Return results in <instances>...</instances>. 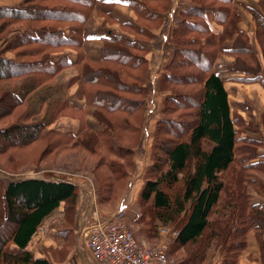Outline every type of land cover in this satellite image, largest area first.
<instances>
[{"label":"trees","instance_id":"16d2710c","mask_svg":"<svg viewBox=\"0 0 264 264\" xmlns=\"http://www.w3.org/2000/svg\"><path fill=\"white\" fill-rule=\"evenodd\" d=\"M189 1L192 5L173 25L174 54L160 79V89L170 95L164 99V117L156 122L153 163L147 167L139 194V206L146 214L135 224L143 221L146 225L149 213L146 228L153 237H158L160 226H175L178 236L167 248L175 264H208L214 249L223 255L222 264H238L248 248V233L254 230L264 264V206L251 201L252 191L264 196V183L251 177L257 174L264 180V154L259 152L263 143L242 135L245 123L232 117L226 80L214 70L217 59L230 54L235 57L230 69L245 73L249 77L245 81L264 88L263 65L250 36L239 29L241 15L234 0ZM98 2L24 0L23 7H0V82L34 76L29 89L33 91L52 81L70 66L66 56H58L60 51L83 45L84 26ZM169 4L170 0L132 3L138 22L123 23L126 34L110 32L103 37L101 61H91L79 50L77 80L83 83L86 103L77 114L81 125L76 133L49 129L59 117L72 114L68 101L67 108L63 104L52 119L32 120L35 113L26 95L0 90V159L15 161L22 150L42 144L37 170L47 156L62 152L94 155L111 175V180L101 183L100 191L101 202H109L115 181L128 177V169L135 168L148 106V43L151 30L162 24ZM100 12L114 20L110 6L103 5ZM253 14L264 57V15ZM211 18L222 30H215ZM69 25L75 26L67 35L64 27ZM230 39L234 45L227 50L224 44ZM7 52L14 53L16 59L6 58ZM91 106L104 125L98 134L86 123ZM205 141L212 144L208 151L203 147ZM78 196V185L66 180L21 177L4 185L0 178V264H51L36 258L28 247L62 203L66 224L60 235L75 227ZM175 254L181 255L174 260Z\"/></svg>","mask_w":264,"mask_h":264},{"label":"crops","instance_id":"0c3cea01","mask_svg":"<svg viewBox=\"0 0 264 264\" xmlns=\"http://www.w3.org/2000/svg\"><path fill=\"white\" fill-rule=\"evenodd\" d=\"M98 1L99 2L96 10L92 13L90 19L86 22L84 26V41L83 45L80 48L86 53L87 57L90 58L91 61H101L104 36H108L110 32L126 34L123 30L122 24L126 22H138V15L136 14L135 10L132 8L131 5L135 1L142 2L143 0ZM263 4L264 0H234V5L235 7H237L241 15L238 25L239 29L250 36L252 48L263 65L262 74H264V57L262 54L260 43L257 38L258 27L253 13L258 12L264 15ZM23 5L24 0H0V7L19 8L23 7ZM103 5L111 7L114 20H109L106 15L100 12V8ZM191 5L192 2L189 0H170L168 9L163 13V22H161L162 24L151 30L152 39L148 43V57L150 62V80L148 86H152V93H156V91H162L160 89V79L164 73L163 71L166 70L168 63L170 62L174 54V45L171 41L173 25L177 21H179L181 12L187 7H190ZM211 19L215 30H222V25L214 22L213 18ZM72 26L75 25H69L64 27V30L67 35L69 34L70 27ZM162 38H166L170 42L168 44H163L161 41ZM233 45L234 40L230 39L225 42L224 47L227 50H230L232 49ZM160 47H162L163 51L161 52L162 54L164 52V55H166V59L165 63L159 66L158 62L159 60L161 61L163 58L157 53ZM1 49L2 44L0 43V51ZM80 49L69 47L64 48L62 51H60L58 56H66L70 62V66L61 71L52 81L33 90L32 95L27 98V102L31 107V111H34L33 100H35V102H45V100H43L44 97H49V99H51L55 95H57L56 97L61 96L62 98H64V108H67L65 102H69L72 114L69 116H62L59 121H56L51 124L49 129L55 128L59 131H72L76 133L81 125V120L77 114L84 110L83 107L85 106L86 98L83 93V83L82 81L77 80V77L80 75ZM6 54L12 56L6 57L10 60L16 59L14 53L7 52ZM234 62V56L230 54H225L216 61L214 70L217 74H219L222 78L226 80L225 86L229 92V102L231 106L232 117H238L242 119L244 123L248 122L249 120H253L256 124L255 126L262 130L261 132H259V136L262 140L260 139V137H250L255 138L256 140H259L261 142L263 141L262 143H264V89L262 88L260 83L245 81V79L249 78L246 76L245 73L240 71H232L230 67H232ZM24 82H27L26 84H30V82H32V85H34L35 78L34 76H24L13 81L0 82V90L15 91L21 93L23 89L20 83L23 84ZM158 104L155 105V109L153 110V113L151 115L149 112H147L148 118L145 120L142 138V142L144 143L146 148L148 135L150 134V132L147 130V127L148 125L150 127H153V123L148 124V121L150 120V118H153V115H156L155 111L158 109ZM44 106L45 104L43 103L42 107L40 108L42 109L44 108ZM94 112V106H91L87 110L86 123L91 131L98 134L103 130L104 125L96 119V117L94 116ZM242 135L249 136L244 133H242ZM152 136L154 138L153 130ZM153 138L149 143L150 146L153 142ZM139 148H141V146L136 149V153ZM259 152L261 155L264 154L262 153L263 149H259ZM137 158H139V161L141 162L145 160V156L139 152ZM257 160L258 159L254 161ZM142 171V169L141 171L139 170V172H137L138 175L136 174L131 179L128 184V192L135 185L138 186L137 191L140 192L143 184L139 185L137 180H139ZM88 174L91 175V173H72L71 176L75 177V179L69 180L70 182L77 184L79 187V196L75 212V227H73L72 230L67 229L64 234L65 236L62 237L60 235L61 229L66 224V208L65 203H62L60 208H58L51 216H49L43 222L42 226L40 227L28 247L29 250L33 252L36 258L47 259L51 264H101L93 259L88 249L87 243L90 239V234L87 233V227H90L94 223H96V219L93 216L97 215L99 221H106L111 217V214H109L110 212L100 210L99 207H101L102 209L103 206H100V202L98 200L97 192L99 184H97L98 181L96 182L92 180L94 178H91ZM256 195H258L257 197L259 198L257 200L255 198ZM135 196L136 193L133 198ZM261 198L264 197L260 196L257 192H255L252 204H260L264 206V199ZM131 205L132 203H125V200L122 198L117 208H127ZM247 237L248 248L243 253V255L240 256L238 264H262L261 250L256 232L254 230H251L248 233ZM161 238L162 240L160 242L162 244L167 245V247L174 239L171 233L169 235L161 236ZM212 264H221V260H214Z\"/></svg>","mask_w":264,"mask_h":264},{"label":"rangeland","instance_id":"374dc122","mask_svg":"<svg viewBox=\"0 0 264 264\" xmlns=\"http://www.w3.org/2000/svg\"><path fill=\"white\" fill-rule=\"evenodd\" d=\"M144 39H146V38H144ZM161 41L163 44H168L170 42L166 38L165 39L162 38ZM161 51H163L162 47H160L159 51H157L158 55L163 57L162 60L161 61L159 60V62H158L159 66L161 64L165 63V59H166V55H164V52L162 54ZM7 56L12 57L11 55L6 54L5 57H7ZM163 72H167V70H165ZM155 74H156V72H155ZM27 82H24L23 84L20 83V85L22 86V89H23L21 91V94L23 93L24 95L29 97L33 93V91H29V89L33 85H32V82H30V84H26ZM147 90L149 91V95L147 98L148 99L147 100L148 106L146 107L145 120L148 118L147 112H149L151 115L153 113V110L155 109V105L159 103L158 109L155 111L156 115H153V118H150V120L148 121V124L153 123V127H150L149 125L147 127V130L150 132V134L148 135V141L146 143L147 148L145 147L144 143L141 142V144H140L141 148H139L137 150V153H135L134 171H132L131 168L128 169L129 171H131V175H129L128 177H126L124 179H121V180L117 179L115 181L117 184H116V187L114 189V193L111 196L112 199L109 202H107V203H104V201L101 202L103 200V197H102L100 191L102 189L101 183L111 180V175L105 166L100 165L99 158H97L94 155L87 154L86 152H83V151H72V152H65V153L62 152L58 155L47 156L46 157L47 159L44 160L43 163H41L40 167H42V168L40 170L38 169L39 170L38 171L36 169L37 161L39 160L40 153L43 151V148H44L43 145L44 144L39 145V147L36 149H27V150H22V151L19 150L21 152H19L15 156V158H16L15 161H7V158L0 159V178L3 180L4 185H7L9 183V181H11V180L21 178V177L43 176L47 179H58V180L69 181V180L75 179V177L71 176L72 173H91V175L90 174H88V175L91 178H94L92 180H94L96 182L98 181L97 184H99L98 192H97L98 200L100 202V206H103L102 209H101V207H99L100 210L105 211V212H110L109 214H111V216H112L118 210L123 209L124 213L126 215V222L128 223L129 227H131L132 229H134V231H136V235H137L136 239L141 244H145L149 248H155V247H158L159 245H163L160 241L162 240L161 236H165V235H160L158 233V235H157L158 237H156V236L153 237L150 235L149 232H147L148 228H146V225L148 227V224L150 223V220H149L150 214L149 213H148V222L146 225L144 224L143 221H141L139 224L138 223L135 224V222L138 221L140 216L143 215V213L146 214V212L144 209L140 208V206H139V194H140V192L137 191L138 186L135 185L128 192V183L131 181V179L136 174L138 175L137 172H139V170L141 171V169L143 170L142 173L140 174V178H139L140 181L137 180L139 185L143 184L144 183L143 180L145 178V174H146V170H147L146 167H148L150 165L151 161L153 163V159H152L153 142H152L151 146L149 144L153 138L152 130L154 132V126H155V123L158 121V119L164 117V114H163L164 99L168 95H170L169 91H164V92L163 91H159V92L156 91V93L155 92L152 93V86H150V87L148 86ZM58 93H60V92H58ZM56 96L57 95L53 96L51 99H49V97H44L43 100H45V102H37V101L35 102V100H33V110H34L33 112L35 113V116L32 117V120H36V119L38 120L39 118L42 119L45 117L47 118V120L52 119V117L54 116L56 111L60 107H62L64 104V102H63L64 98H62L61 96L60 97H56ZM152 98H153V100H152ZM43 103L45 104V106H44V108L41 109L40 107H42ZM179 113H181V112H179ZM179 113L175 114L174 116L175 117L179 116ZM61 117H59L56 121H59ZM56 121H54V122H56ZM54 122H52L51 124H53ZM247 123H249V124H247ZM255 125L256 124L253 120H249L248 122L245 123L244 127H242L241 133H244V134L252 136V137L255 136L256 138L260 137L259 132H261L262 130L260 128H257ZM53 129H55V128H53ZM239 129H240V127L237 125V130L239 131ZM260 139H261V137H260ZM203 147L206 151H208L212 148V144L210 142L205 141L203 144ZM144 148H145V150H144ZM262 149H263L262 153H264V143H263V146L260 148V150H262ZM138 152L145 156L144 161H142V162L139 161V158H137ZM108 160H112V157L110 155L108 157ZM193 163L195 164V161ZM136 164H138V165H136ZM1 168H3L4 170H2ZM94 171H97L99 173L100 176H98V177H99V180L101 182L98 180V177L95 175ZM67 173H71V174H67ZM225 177L227 178L226 175H225ZM251 177L258 178L260 181V184L264 183V180H262L260 178V176H258L257 174H252ZM113 180L114 179H112V181ZM252 192H251V194H252L251 201H253L254 194H255V192H253V193ZM135 193H136V196L133 198ZM257 196L258 195L255 196L256 200L259 199ZM260 196H262V195L260 194ZM262 197H264V196H262ZM122 198L125 200V203H130V204L132 203V205L130 207H127V208H122V207L117 208V206H118L119 202L122 200ZM261 199H264V198H261ZM150 211H151V209H150ZM94 218L98 219V216L96 215ZM178 223L180 224L181 221H178ZM143 225H145V226H143ZM141 227H143V229H141ZM139 229H141V230L139 231ZM161 229H168L169 230L168 234L173 233L175 231H178V229H176L175 226H170V227L169 226H167V227L160 226L159 230H161ZM9 230H11V229H9ZM171 243H172V241H171ZM171 243L167 247L168 250L170 248L169 246L171 245ZM180 255L181 254H175V258L173 257V259L174 260L178 259L180 257ZM210 256L211 257L209 258V261L207 262L208 264H212L214 260H218V259L221 260V264H222L223 255L218 250L216 251L214 249L211 252Z\"/></svg>","mask_w":264,"mask_h":264},{"label":"built area","instance_id":"2783aa9c","mask_svg":"<svg viewBox=\"0 0 264 264\" xmlns=\"http://www.w3.org/2000/svg\"><path fill=\"white\" fill-rule=\"evenodd\" d=\"M168 232V229L159 230L160 235H169ZM87 233L90 234L88 249L98 263L175 264L168 257L167 245L149 248L136 239L133 230L126 222L123 209L118 210L106 221L96 219V223L87 227ZM171 234L175 238L178 236V231Z\"/></svg>","mask_w":264,"mask_h":264}]
</instances>
